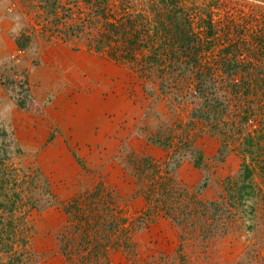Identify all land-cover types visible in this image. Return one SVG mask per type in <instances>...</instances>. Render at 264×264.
<instances>
[{
  "label": "rangeland",
  "instance_id": "1",
  "mask_svg": "<svg viewBox=\"0 0 264 264\" xmlns=\"http://www.w3.org/2000/svg\"><path fill=\"white\" fill-rule=\"evenodd\" d=\"M50 1L21 0L24 7L13 13L18 22V44L29 52L37 65H40L41 53L46 51V56L51 58L56 50L50 47L61 44L65 48L61 52L66 57L69 53L82 51L87 57L98 60V67L102 62L115 66L112 81L116 94L122 95L130 104L119 123L124 132L132 135L121 156L135 173L138 189L129 195V189L111 187L97 175L99 179L95 178V181L87 178L84 186L91 189L82 187L79 191L69 186V179L54 181L53 192L62 195L75 192L66 200L54 199L57 193L54 195L34 165L17 157H12L14 161L12 158L5 160L6 154L14 153L15 148L10 133L5 127L0 129V229H3L4 238L0 243V254L4 257L3 260L0 258V264H7L10 258L13 264H18V256L22 257L20 264H69L60 251L58 235L68 221L61 203L73 201L80 203L82 215L93 214L91 217L95 221L93 209L99 210L102 232L112 233L104 229L108 227V221L118 224L116 233L111 234L112 243L126 241V244L109 249L111 264H264V102L251 109L249 118L235 132L229 127L228 136L213 135L205 129L203 121L193 116L190 91L184 99L176 97L173 93L176 82L170 85L164 78L163 81L160 79L161 70L174 67L170 61L166 64L160 58L168 59L177 53L175 48H169V43L176 40L175 34L164 30L166 27L176 30L168 14L174 15L181 25L184 20L186 29L192 23L196 37L204 39L205 47L211 41L217 45L216 50L212 48L213 51L209 50L206 55L207 64L214 62L213 52L217 54L219 48L238 45L240 58L251 59L259 69L250 70V73L264 70V57H258L262 49L258 50L259 45L253 44L261 40L264 43V0H58L53 5ZM94 8L105 9L109 19L100 14L102 20L97 28H89L88 24L84 25V20L94 18L90 16ZM105 21L126 23L129 34H126L127 41L121 34L98 51L94 41L107 39L97 33L103 29ZM210 22L213 35L208 28ZM131 41L135 44H130ZM135 54L137 59L130 61ZM122 55L127 60L120 59ZM63 60L66 58L60 62ZM84 63L81 70H87L81 73L96 75L91 64ZM146 74L150 75L147 77ZM26 80L20 71L13 86L14 93L22 101L27 96ZM242 85L246 86L245 83ZM254 91L256 94L263 92L256 88ZM241 92L230 104L233 116L244 113V102L251 95L244 90ZM66 117H58L64 119V124L58 118L51 120L47 144L63 134L62 143L75 152L68 154L65 149L57 148V155L61 154L62 158L60 166L77 176L74 166L78 165V150L81 143L87 141L79 142L65 136L75 133L68 127L72 117ZM236 117L239 120L240 116ZM226 120H229L228 116ZM247 133L252 136L245 137ZM100 142L98 146L105 154L113 151L112 144ZM245 155L259 173L254 175L255 196L245 205L234 204L232 209L237 210L235 213L239 218L233 225L228 220L227 231H218L219 234L204 243L193 237L191 228L180 227L174 222L171 216L191 217L192 209L203 200L205 205H214L218 200L232 204L233 197H239L238 188L242 187L241 182L233 184L232 179L240 172ZM116 156L119 157L117 153ZM98 158L102 159V156ZM80 162L87 167L84 160ZM153 173L157 176L150 178ZM163 176L167 191H173L169 194H162L163 190L151 185H155L153 179L158 182ZM99 185L101 189H98ZM96 190L101 192L97 198H92ZM149 198L159 199L156 220L129 234L130 222L152 208L148 204ZM247 203L253 204L254 208L248 207ZM54 206L65 213V219L57 223L47 212ZM168 207L172 209L167 210ZM150 213L153 217V210ZM42 230L52 233L42 234ZM46 239L52 240V247L48 248L46 242H42ZM93 239L96 240L95 236ZM128 242L132 250L126 247Z\"/></svg>",
  "mask_w": 264,
  "mask_h": 264
},
{
  "label": "crops",
  "instance_id": "2",
  "mask_svg": "<svg viewBox=\"0 0 264 264\" xmlns=\"http://www.w3.org/2000/svg\"><path fill=\"white\" fill-rule=\"evenodd\" d=\"M21 6L24 7L21 0H0V129L6 128L10 133L12 146L15 150H20L13 158H22L26 164L34 165L44 176L52 192L54 181L69 179V186L79 191L86 187L84 185L87 184L88 177L94 180L100 175L111 187L113 185L118 189H129L128 194L133 195L138 189L137 179L130 165L121 156L132 135L124 132L119 124L125 116L124 110L130 104L122 95L116 94L112 81L115 66L102 62L98 67L100 62L87 57L82 51L79 54L69 53L66 57L61 52L65 49L61 44L50 47L56 50L51 58L44 51L38 57L40 65L33 63L29 52L21 49L18 44V22L13 13ZM64 57L66 60L60 62ZM83 61L86 65L91 64L90 68L96 71V75L81 73L87 70H81ZM20 71L26 76L28 85L27 96L23 101L14 93ZM62 109L63 112L66 111L64 115L60 112ZM65 115L72 117L68 127L69 131L72 129L75 132L65 136L79 142L87 141L81 143L78 150L81 156H77L80 158L76 156L78 165L74 169H77V176L60 166L62 158L61 154L57 155V148L65 149L68 154L75 152V149L62 143L63 134L47 144L51 120ZM59 121L64 124V119ZM100 141L107 142L109 146L112 144L113 151L105 154L103 148L98 146ZM52 144L57 146L53 148ZM33 150L34 152H29ZM98 156H102V159ZM83 160L87 167L80 162ZM87 188L92 187L85 189ZM53 193L55 195L57 191ZM57 194V199L66 200L75 192ZM47 212L56 223L65 219V213L59 207H50ZM49 230H42L41 233H52ZM42 242H46L48 248L53 245L52 240Z\"/></svg>",
  "mask_w": 264,
  "mask_h": 264
},
{
  "label": "trees",
  "instance_id": "3",
  "mask_svg": "<svg viewBox=\"0 0 264 264\" xmlns=\"http://www.w3.org/2000/svg\"><path fill=\"white\" fill-rule=\"evenodd\" d=\"M55 1L58 0H51L50 4L53 5ZM100 14H102L106 20L109 19L107 17L108 13L105 9L94 8L90 13V16H94V18L92 20L89 18L84 20V25L88 24L89 28H97V25L102 20L99 19L102 16ZM175 14L177 15V13ZM181 17L182 16H180V18ZM168 18L175 23L176 30L174 31L168 27L164 28V30L170 34H175L174 37H176V40L169 43V48H175L177 53H174L173 57L170 56V58L166 55L168 59L162 58L163 56L160 58L163 63L167 64L168 61H170V65L174 66L171 70H161V81H163L162 79L164 78L170 83V85L173 84V82H176L173 93L176 97L182 99L185 98L184 95L189 90L192 94L191 105L194 106L192 112L193 116L196 119L203 121L205 129H208L213 135L220 134L221 136H228L230 128L235 132L236 128L249 118L251 109L258 105V103L264 102V70H261L262 72L258 71L257 73H250V70L259 69L252 63L251 59L249 61H244L240 58L241 50L238 45H233L229 48H222L221 50L219 48L217 54L213 52L212 59H214V62L207 64L206 55L209 53V50L213 51L212 48H215L216 50L217 46L216 44H213L214 42L211 41L212 39H210L211 42H207V46L205 47L204 39L196 37L192 23H189L186 26V29L184 20L183 25H181V21L176 20L174 15L168 14ZM102 27L103 29L100 27L101 31L97 33L106 36L108 41L104 38H101L99 41H94L95 48L98 51L109 46L111 41L116 40L121 34L124 35V41H127L126 34H129V28L126 23H107L105 21L103 22ZM208 28L212 31L210 35H213V26L211 22ZM191 34L193 35L192 37L190 36ZM93 43L89 44L90 48ZM130 44L133 45L135 43L131 41ZM253 44L256 46L257 44L259 45V47L257 46L258 50L262 49V52L260 55L258 54V57H264V43H262V40L254 41ZM120 59L127 60L123 55L120 56ZM135 59H137L136 54L130 61ZM214 65H216V68H214ZM259 66H261V63H259ZM146 75L148 77L150 74ZM242 83H245L246 86L242 85ZM255 88L257 91L262 89L263 92L256 94L254 91ZM242 90H244V93L251 95H249L244 102V106H246V108H244V113L242 112V114H240L239 112L233 116L230 104L233 98L242 93ZM227 116L229 117V120H226ZM236 116H240L239 120ZM251 136V133H247L245 137ZM250 139L252 140V138ZM19 152L20 150L16 149L14 153L6 154L7 159L5 160L11 159ZM240 169V172L232 179V181L233 184L241 182L242 187L238 188L240 191L239 197L234 196L232 204H230V202L224 204L222 201L218 200L214 205H205V200H203V202H198L192 211L190 210L191 217L181 218V216L175 217L170 215L174 222L179 224L180 227L185 226L186 228H191L192 233H194L193 237H197V239L204 243L219 234L218 231H227L230 227V222H228V220L236 222V220H238L237 218H239L235 213L237 210L232 209L235 208L234 204L245 205L247 201L253 200V197L255 196L256 183L254 175H258L259 173L247 160L246 155L244 156V163ZM154 173L150 178L157 176ZM262 177L263 176H261V178ZM163 178L164 176L160 178V181L158 180V182L153 179L152 181H154L155 185L153 183L151 185L156 189L159 188L163 190L162 194L173 192L172 190L167 191V182H165ZM98 189H101V185L98 186ZM100 192L101 191L99 190L94 191L91 197L97 198ZM53 197L54 199H57L56 196ZM165 203H168V201H165ZM148 204L152 207L151 209L149 208L150 210L147 211L148 213L143 212L142 215L140 214L141 216L134 218L132 222H130L129 234H133L136 230L141 229L156 220L157 216L155 211L157 208L156 206L159 204V199L151 200L149 198ZM61 205L64 207L68 221H66V224L63 227L64 231L59 233L58 238L60 241V251L66 257L68 263L111 264L109 259V249L114 247V245L121 247L123 243L126 244V241H119V243L116 241L114 244L112 243L111 234L116 233L119 228L118 224L108 221V227L104 229H109L112 233L102 232L99 226L102 222V214L99 213V210L93 209V211H96L95 218L97 221H95L94 218L91 217L93 214L91 216L89 214H87V216L82 215V210L78 207L80 203L77 201H73L70 204L61 203ZM250 206L254 208L253 204H248V207ZM170 209H172V207L167 208V210ZM152 210L154 215L153 217H150V212H152ZM2 232L3 229H0V243L4 240ZM93 236H95L97 241L93 239ZM102 241L104 242L99 243ZM126 247H129L128 250L133 249L131 248L132 246L129 245V242ZM0 251L2 252V248ZM6 251L7 253L9 252V250ZM0 258L3 260L4 257L2 254H0ZM16 261L18 264L22 263V257L18 256ZM6 263L13 264L11 258L6 261Z\"/></svg>",
  "mask_w": 264,
  "mask_h": 264
}]
</instances>
